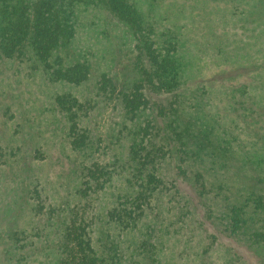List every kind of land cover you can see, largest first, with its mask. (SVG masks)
<instances>
[{"label":"trees","instance_id":"16d2710c","mask_svg":"<svg viewBox=\"0 0 264 264\" xmlns=\"http://www.w3.org/2000/svg\"><path fill=\"white\" fill-rule=\"evenodd\" d=\"M0 264H264V0H0Z\"/></svg>","mask_w":264,"mask_h":264},{"label":"rangeland","instance_id":"374dc122","mask_svg":"<svg viewBox=\"0 0 264 264\" xmlns=\"http://www.w3.org/2000/svg\"><path fill=\"white\" fill-rule=\"evenodd\" d=\"M124 50V49H123ZM231 83H234L233 81H231ZM104 118V117H103ZM109 195H104V196H101V200L104 202H108L109 201ZM235 250L237 251V253L239 254V255H245L246 257H249V255H248V253L246 252V251H244V249L243 248H240V247H237V248H235Z\"/></svg>","mask_w":264,"mask_h":264}]
</instances>
